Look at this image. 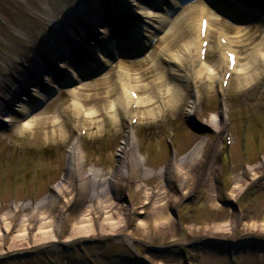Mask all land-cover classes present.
Returning <instances> with one entry per match:
<instances>
[{"label":"rangeland","instance_id":"374dc122","mask_svg":"<svg viewBox=\"0 0 264 264\" xmlns=\"http://www.w3.org/2000/svg\"><path fill=\"white\" fill-rule=\"evenodd\" d=\"M83 3L85 0H0V103L4 104L3 113L13 117L14 121L20 120V123L38 115L46 118L37 128L21 134H17L13 126L0 123V128L4 125L2 130L7 131L0 134V214L10 211L14 205L38 204L47 197L55 196L61 182L67 181L66 177L77 179L78 176L69 172L68 155L70 142L78 138L79 157L83 164L79 175L90 167L101 170L103 174L115 173L114 180L121 184L111 189L110 195L113 197L114 194L115 202L124 207L140 200L141 193L136 192V184H144L154 190L161 183L165 184L178 197L165 209V214L173 219V225L171 230L162 234L153 229L143 232L136 223L138 219L144 220L143 213H140L135 218L130 216L127 219L121 235L104 232L100 237H81L64 242L70 233V225L83 218L92 201L87 198L83 203L68 201L69 194L65 193L58 196L56 211L53 212L59 224L57 244L32 248L23 253L0 255V264H264V231L249 227L253 221L264 224V220H261L264 215V166L258 169L262 178L251 182L234 203L228 197L234 176L244 172L246 167L258 164L264 155V76L249 84H240L244 69H264L257 61V52L264 54V48L259 46L264 38V29L255 26L238 32L226 23L212 24L205 59L198 60L194 66L196 71L191 74L193 76L189 81L199 98L192 119L186 110L193 102V92L183 82L189 75L190 61L183 59L182 54L185 43L193 36L186 37L179 32L173 38L162 41L165 34L175 27L173 25L179 31L181 20L178 15L183 11L171 14L155 36L156 44L146 54H152L155 60L151 56L147 60H139L140 63L121 61L123 65L116 61L104 75L69 89L74 92L80 89V95L76 97L71 96L67 89L51 91V81H55L56 86L60 83L67 85L68 79L66 77L62 82L60 71L54 77L55 80L50 79V74L47 76L50 82L44 78L31 88L38 90L45 101L49 97L52 99L46 103L43 100L44 108L40 112L28 118L30 110L19 119L17 107L6 104L2 89L6 84L18 89L17 82H21V77L35 70L33 65L29 67V57L38 59L36 55L39 52H55L54 46H51V51L45 46L43 49L39 47L41 42L48 44L49 40L54 45L60 43L58 35L52 33L56 27L54 21L64 24L62 28L65 32L69 31L68 35H73L74 31L80 34L75 27H72L71 32L67 29L70 16L65 12L79 9ZM96 4L97 1L93 0L90 7L95 9ZM190 9H193L194 15L198 14V7L192 6ZM218 32L233 38L229 49L236 53L240 65V68L230 73L226 87L221 86L226 64L224 55L220 62ZM99 36L98 41L102 39ZM163 48L169 51L168 54L162 53ZM197 50L190 53L192 59L197 58ZM154 62L157 69L151 66ZM43 63L49 70L52 69L49 67L50 60L48 64ZM168 66L171 71L165 72ZM212 69L214 74L211 78L209 71ZM120 79L127 80L131 90L139 96L148 97L151 101L148 108L159 110L158 116H146L144 113L147 108L144 105L136 113L132 109L130 116H125L124 112L121 118L115 116L114 101L122 90ZM159 81L164 84L160 85ZM136 85L140 89L135 88ZM174 85L179 89L181 101L177 112L164 105V96L167 91L173 90ZM31 95L34 92L30 90ZM73 101L82 104L84 126L75 114ZM220 102H223L222 106ZM221 110L222 129H213L209 126V117ZM88 113H92L93 119L87 118L91 117L87 116ZM131 116L134 117L130 119ZM93 121L96 124H92ZM123 123L132 127L134 149L144 158L143 168L153 170L141 182L131 170L125 177L118 176L117 179V170L124 156L122 148L126 131ZM201 127L209 131L198 134L191 130L201 131ZM59 128L64 133L63 137L59 135ZM224 128L233 136V144L227 152L223 147ZM80 130L84 134H80ZM173 133L174 148L170 142ZM199 143H204L201 154L190 168V172L197 176L196 185L190 193L183 194L181 190L177 191L178 178L171 174L173 162ZM160 169L163 170L162 176L157 173ZM246 173L244 177L247 179ZM212 195L218 200L220 207L216 209L219 210L212 211L208 205ZM31 209H19L11 217V238L18 234L22 215ZM147 209L148 206H145ZM62 210L64 215H60ZM216 222H232L234 226L228 234H207V227ZM190 225L193 231L183 229ZM244 225H248V229H243ZM37 227L38 224L32 233L37 231ZM122 234L129 238L128 242L121 237ZM2 248L0 252L5 253L7 248Z\"/></svg>","mask_w":264,"mask_h":264},{"label":"bare ground","instance_id":"6f19581e","mask_svg":"<svg viewBox=\"0 0 264 264\" xmlns=\"http://www.w3.org/2000/svg\"><path fill=\"white\" fill-rule=\"evenodd\" d=\"M124 2H121V7L124 9L129 16V20H132L133 18V23L135 24V27L138 28V31H145L143 34L145 40L144 43L145 45L148 44L149 39L152 40L154 34L156 33L157 30H162L164 26V22L167 23V19L161 18L160 15L156 14L155 12L150 11L149 8H147L145 5H139L134 0H123ZM91 3L93 0L90 1ZM88 4V3H87ZM142 4V3H141ZM89 8V6H86ZM87 8H82V9H77L72 11H67V13L72 22L75 24L80 25V21H78L79 15H83L87 19H90V24L97 26L98 24L106 25L107 22H105L108 18L104 17V10L100 8L99 6L95 7L97 10V13L94 12L93 10H87ZM199 13L195 15L193 14V9H186L182 13L178 15V18L181 20V26H179V31H177L176 25L172 30L168 31L165 36L162 38V41L165 39H170L171 37L173 38L175 35L180 33H183L186 37L192 35L193 38L189 39L184 46L182 58L190 61L189 64V75L190 77L187 76L189 79H185L183 81L187 86L190 84V78L192 73L196 71V68L194 66L198 63V58L192 59V51L198 48L197 55L199 57V52L201 49V35H200V21H201V14L203 11H205V8L202 7L201 10L199 8ZM98 13L100 14V17H98ZM96 14L95 16H93ZM133 14H136L138 17H132ZM143 15V16H140ZM194 15V16H193ZM198 15V16H197ZM132 17V18H131ZM199 17V18H197ZM209 17V22L206 28V35L208 36L209 33L211 32L212 29V24L214 22L219 23L218 21L212 19L210 15ZM177 18V19H178ZM105 19V20H104ZM104 20V21H103ZM109 21V20H108ZM111 21H113V18H111ZM178 23V22H177ZM54 24L57 25L58 27L62 28V25H59L58 21H54ZM179 24V23H178ZM104 25V26H105ZM107 27V26H105ZM71 28V26H69ZM68 28V29H69ZM96 31V30H95ZM238 32H243L245 30L242 29H236ZM85 33V32H84ZM107 30H102L101 35L105 37V39L108 37ZM54 36L58 34V32L53 31ZM83 35V34H82ZM222 35V34H220ZM219 35V36H220ZM73 37H71L72 40ZM229 45L233 42L230 40L229 37ZM168 41L167 43H169ZM71 44L73 46L79 45L76 39L73 38ZM112 46V43H110ZM144 45V44H143ZM144 45V46H145ZM46 47L51 51L53 48V43L49 42L48 44L42 43L39 47L40 49H43V47ZM71 46V45H69ZM80 46V45H79ZM260 47L264 48V38H262L260 44ZM86 46L84 45L83 48ZM90 48V49H89ZM83 49V51L87 50H92L93 47H89ZM218 48H221L220 43H218ZM69 50H65L64 48L61 47L58 50V55L55 56V53L51 51L50 57L51 59L53 58L54 61L57 60V63L61 60V58L65 57L68 55ZM81 51V52H83ZM163 54H168L169 51H167L166 48L162 49ZM256 52L258 50H255ZM261 52V51H260ZM84 53V52H83ZM222 54V53H221ZM258 54V52H257ZM191 55V56H190ZM151 56V55H149ZM189 56L191 58H189ZM47 58V57H46ZM49 58V57H48ZM150 58V57H149ZM42 61H46L45 58H42L41 61H39L37 58H32L29 57L27 62H29V67L33 65L35 70L31 74L28 73L25 74L24 77L22 78V83H20V80L18 78L17 86L19 89H16L15 87H8L7 84L4 86L2 89L4 93V97H6L5 101L7 105L15 106L17 107V110L19 111V114L21 116H24L29 110L30 106H28V103L30 105L34 104V101L32 100V97H42V94L38 92V90L33 89L32 91L34 92L33 96H29L28 92L26 91H20V88L23 86L27 87L28 86H33L34 83H36V77L40 78L42 77L44 79V75L46 74L45 70L43 71V68L46 69L48 66L45 65L44 63L42 64ZM105 65L107 64L106 60H102ZM172 62V60H169ZM222 55L220 58V62L222 63ZM259 65H262L264 67V57L262 59H257ZM257 63V62H256ZM224 64H226V69H228V62L225 57ZM119 65H123L120 63ZM153 68L157 69V65L154 62L151 65ZM177 66V65H175ZM240 68V65L238 61L235 64V69ZM168 71H171V69L168 67ZM166 69L164 70L165 72L167 71ZM245 72L241 76L242 82L240 83L241 85H246L251 83L253 80L264 76V70H258V69H244ZM249 70V71H248ZM71 77L75 79L76 74L70 70ZM210 77L211 75L214 74V70H210ZM175 75V74H174ZM21 76V75H20ZM224 76V75H223ZM181 77H186L185 75H182ZM173 78H175L173 76ZM212 78V77H211ZM45 79L50 82L49 78L45 76ZM14 80V78H13ZM52 83V82H51ZM160 85H163V81L158 82ZM192 84V82H191ZM31 87H27L26 90H30ZM55 87V84L52 83V88ZM177 85H174L172 91H167L164 101L165 107H168L171 111L177 112L180 107V98H179V89L176 88ZM186 87V86H185ZM189 87H191L189 85ZM29 88V89H28ZM56 88V87H55ZM135 88H139L137 85ZM154 88V86H153ZM140 89V88H139ZM121 92L118 93V96L116 100L114 101V112L115 116H121L123 115L122 113L124 112L125 116H130L132 115V110L133 108V103H137L135 109L139 110L141 106L144 105L145 110V115L146 116H151L154 117L155 115L158 116L159 110L156 111L154 108H148L151 105L149 104L151 101L148 99V97H143L139 96L137 94L136 97H133V93H129L130 96L120 90ZM80 89L78 92H74L71 90H68V93L71 96H79ZM169 93V94H168ZM133 99H136L134 101ZM40 101V100H39ZM198 102V98L196 95V98L194 99L193 96V102L191 103V107L188 108L187 112L189 114L192 113L194 108L196 107ZM76 103V101L73 103V105ZM4 104L2 105L0 103V121L3 123H7L9 125H13L15 132L17 134H21L26 132L29 129H35L38 127L39 123L41 121L46 120L44 115L43 117H40L41 115H38L36 117H32L31 119H28L24 123H16L14 121L13 117L5 116L4 115ZM75 114L80 116L81 111L77 109V104H75ZM135 110V113H136ZM92 113H88L87 116H91ZM94 116L87 117L88 119H93ZM134 116H131L133 118ZM130 118V119H131ZM223 118V114L221 112L214 113L209 117L208 123L211 128H217V130L220 128V120ZM17 119V118H16ZM123 120V119H122ZM16 123V124H15ZM92 124H96V121H93ZM124 124V130L126 131V136H125V145L122 148L123 149V160H122V165L119 166L117 170V179L118 176H123L127 174L128 171H132L135 173L136 179H139V181H142V178L148 176L150 173L153 172V170L145 169L143 168V161L144 158L138 155L135 152V143L133 139V133H132V127L128 123H123ZM55 130V129H54ZM57 131V130H55ZM54 132V131H53ZM59 135L61 137L64 136V133L62 130L59 128L58 129ZM46 136H49V134H46ZM204 143H199L197 147H195L193 150L188 152L185 156L180 157L178 160L174 159L173 162V167H172V172L171 174L175 177H177V191H182L183 194L190 193L195 185H196V175L190 172V168L193 162L197 160L201 154L202 148H203ZM80 150H79V145H78V140L77 139H72L69 145V155H68V168L69 172L71 175H76L78 176L77 179H73L72 177L68 178L66 177L67 181H62L61 184L57 188V196H51L47 197L44 200H41L38 204H32V203H25L22 205H14L13 208L10 211H5L0 214V229L3 230V234L1 233L0 230V250H3V246L7 248L6 252H0V255L4 254H9V253H23L26 252L32 248L36 247H46L49 245H56L58 240V230H59V224L58 222L54 219V213L56 211L57 207V200L58 196H61L65 193L69 194V200H76L80 201L83 203L85 199L91 201L90 205L87 207L86 213L84 214L83 218L80 221L73 222L70 225L69 228V234L68 237H66L65 241H72L81 237H100L104 234V232H108L109 234H114V235H121V232L124 231V228L127 224V219L130 216H137L140 213H143L144 215V220H136L137 225H139L140 229L143 232L148 231L149 229H153L155 232L162 234L165 233L169 230H171L172 225H173V219L171 217L167 216L165 214V209L166 206L171 203L175 202L178 200V197L173 195L168 189V187L161 183L160 186L157 189L153 188H148L146 185L142 184H136L135 190L136 192L141 193L140 200L136 202L135 206L131 205L128 207L121 206L119 202L116 199H114V194L113 197L110 195L111 189L117 187L121 183L117 182L114 180L115 178V173L112 174H103L101 170H98L96 168L90 167L86 171H83L81 175L79 173L82 170V164L80 161ZM129 165L131 166L130 168H126V166ZM211 166V161H209V167ZM264 166V155L262 157V160L253 166H248L244 169V172L247 174L248 178L246 179L244 176V172L234 176V181L232 182V185L230 186V190L228 191V197L231 202H235V200L239 197L240 193L253 181H256L258 179L262 178V175L259 173L258 169L262 168ZM133 169V170H132ZM159 175H163V170L160 169L157 172ZM75 181V182H74ZM77 182V183H76ZM77 185V188H73L74 185ZM112 185V186H111ZM126 185V184H123ZM179 189V190H178ZM176 192V191H175ZM87 194V195H86ZM86 195V196H85ZM93 202V203H92ZM218 200L214 195L210 196L208 200V205L211 208L212 211H216L219 209L218 206ZM145 206H148V209L145 210ZM27 207H31V211L29 213L23 214L21 219L19 220L18 224V234L14 235V237H10L11 231H12V225H11V217L15 215V213L19 209H26ZM140 207V209H139ZM144 208V210H143ZM64 210L60 212V215H64ZM122 216V217H121ZM68 217L66 216L65 219ZM149 218V220H148ZM261 220H264V215L261 218ZM96 221V223H95ZM38 224L37 231L35 233H32V230L34 227ZM106 226V227H105ZM234 224L232 222H216L214 223L211 227H207L205 232L207 234L210 233H219V234H228L232 230ZM250 229H255V230H261L264 231V224H259L256 221H253L250 224ZM184 230H189L193 231L194 228L192 225L189 227H183ZM243 229H248V225H244ZM200 230V228L198 229ZM63 232V231H62ZM126 242H128L129 238L126 237V235L121 236ZM4 238V241H3Z\"/></svg>","mask_w":264,"mask_h":264},{"label":"water","instance_id":"95a60500","mask_svg":"<svg viewBox=\"0 0 264 264\" xmlns=\"http://www.w3.org/2000/svg\"><path fill=\"white\" fill-rule=\"evenodd\" d=\"M204 131H206V130H204Z\"/></svg>","mask_w":264,"mask_h":264}]
</instances>
